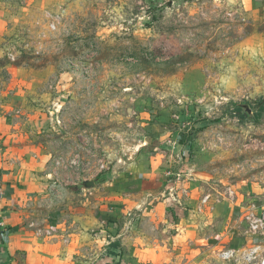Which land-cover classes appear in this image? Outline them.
Returning <instances> with one entry per match:
<instances>
[{
    "label": "rangeland",
    "instance_id": "1",
    "mask_svg": "<svg viewBox=\"0 0 264 264\" xmlns=\"http://www.w3.org/2000/svg\"><path fill=\"white\" fill-rule=\"evenodd\" d=\"M0 101L14 108L13 149L46 186H134L131 163L158 153L165 170L188 169L195 212L171 264H246L238 253L264 248V226L248 225L264 218V11L0 0Z\"/></svg>",
    "mask_w": 264,
    "mask_h": 264
},
{
    "label": "crops",
    "instance_id": "2",
    "mask_svg": "<svg viewBox=\"0 0 264 264\" xmlns=\"http://www.w3.org/2000/svg\"><path fill=\"white\" fill-rule=\"evenodd\" d=\"M242 2L252 14L264 11V0ZM12 110V102L0 101V264L173 263L195 212L188 169L165 170L158 153L151 163H131L134 186H46L13 149Z\"/></svg>",
    "mask_w": 264,
    "mask_h": 264
},
{
    "label": "built area",
    "instance_id": "3",
    "mask_svg": "<svg viewBox=\"0 0 264 264\" xmlns=\"http://www.w3.org/2000/svg\"><path fill=\"white\" fill-rule=\"evenodd\" d=\"M2 199V196L0 194V200ZM264 219V218H263ZM263 219L258 217L256 218L253 213H251L248 217V220L250 223L248 225L250 226V230L253 233H256L259 228H262L264 226ZM4 230V223L0 216V239H2L5 236ZM234 255V252L230 254H225L224 257L227 258ZM241 255V257H240ZM240 257L243 261L246 262V264H264V248H262L260 245L254 246L246 251H244L242 254H237V259Z\"/></svg>",
    "mask_w": 264,
    "mask_h": 264
},
{
    "label": "water",
    "instance_id": "4",
    "mask_svg": "<svg viewBox=\"0 0 264 264\" xmlns=\"http://www.w3.org/2000/svg\"><path fill=\"white\" fill-rule=\"evenodd\" d=\"M238 106H240V108H243L248 114H250V109L247 105L240 104ZM78 187L84 192H89L92 190V188H94V182L91 180H83L78 184Z\"/></svg>",
    "mask_w": 264,
    "mask_h": 264
}]
</instances>
